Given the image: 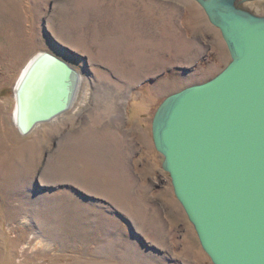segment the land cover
<instances>
[{"label": "rangeland", "instance_id": "rangeland-1", "mask_svg": "<svg viewBox=\"0 0 264 264\" xmlns=\"http://www.w3.org/2000/svg\"><path fill=\"white\" fill-rule=\"evenodd\" d=\"M120 1L0 0V264H212L150 118L221 71L227 47L195 0ZM41 51L81 81L68 110L22 134L14 87Z\"/></svg>", "mask_w": 264, "mask_h": 264}, {"label": "water", "instance_id": "water-1", "mask_svg": "<svg viewBox=\"0 0 264 264\" xmlns=\"http://www.w3.org/2000/svg\"><path fill=\"white\" fill-rule=\"evenodd\" d=\"M230 60L214 76L166 95L151 119L175 198L212 264H264V0H195ZM79 73L46 51L15 90L21 133L68 110Z\"/></svg>", "mask_w": 264, "mask_h": 264}, {"label": "bare ground", "instance_id": "bare-ground-1", "mask_svg": "<svg viewBox=\"0 0 264 264\" xmlns=\"http://www.w3.org/2000/svg\"><path fill=\"white\" fill-rule=\"evenodd\" d=\"M82 1V0H81ZM87 1V0H86ZM90 1V0H89ZM96 2L98 1V0H95ZM107 1V0H106ZM110 1V0H109ZM113 1V0H112ZM122 1V0H121ZM120 1V2H121ZM127 1V0H126ZM76 2V1H75ZM78 2H79V0H78ZM117 2V1H116ZM77 3V2H76ZM84 3V2H83ZM88 3V2H87ZM104 3H106V2H104ZM115 3V2H114ZM122 3H124V2H122ZM86 4V3H85ZM95 4V3H94ZM110 4V3H109ZM118 4V3H117ZM137 4V3H136ZM97 5H98V3H97ZM97 5H95V7L97 6ZM111 5V4H110ZM115 5V4H114ZM94 7V6H93ZM106 7H108V6H106ZM97 8V7H96ZM116 8V7H115ZM95 9V8H94ZM118 9L116 8V14H117V11ZM111 11V10H110ZM100 12V11H99ZM102 12V11H101ZM122 12V11H121ZM136 12H137V10H136ZM105 13V12H104ZM109 13V12H108ZM120 13V12H119ZM139 13V12H138ZM112 14V13H111ZM122 14V13H121ZM120 14V15H121ZM110 15V14H109ZM113 16H115V15H113ZM138 16V15H137ZM153 16V15H152ZM100 17V16H99ZM108 18H110L109 16H107ZM140 17V19H141V16H139ZM106 18V17H105ZM117 18V17H116ZM114 19H115V17H114ZM114 19H112L113 21H114ZM119 19V18H118ZM103 20H104V18H103ZM106 20V19H105ZM150 20V19H149ZM123 22V21H122ZM147 22H148V20H147ZM146 22V23H147ZM107 23V22H106ZM105 23V24H106ZM113 23V22H112ZM137 24V23H136ZM135 24V25H136ZM102 26H104V25H102ZM102 26H101V28H102ZM132 26V25H131ZM141 28L139 29L140 31H141V34L143 33V34H146L148 37H150V34H151V31H152V29L151 28H148V26L146 25V24H144V21H142L141 22ZM111 28H113L112 26H111ZM103 29V28H102ZM115 29V28H114ZM132 29V28H131ZM136 29V28H135ZM101 30V29H100ZM116 30V29H115ZM107 31V30H106ZM136 32H138V31H136ZM105 33V32H104ZM125 34H127V33H125ZM134 36V35H133ZM141 36V35H140ZM145 36V35H144ZM153 37H154V35H152ZM157 35H155V37H156ZM128 37V36H127ZM135 37V36H134ZM133 37V38H134ZM146 38V37H145ZM119 49V48H118ZM28 64V63H27ZM27 64L24 66V68H23V70H22V72H21V74L19 75V77H18V80L20 79V77H21V75L23 74V72H24V70H25V68H26V66H27ZM80 77V76H79ZM79 77H77L78 78V84H77V89H76V93H77V91H78V88H79V85H80V81H81V79L79 78ZM18 80H17V82H18ZM17 84V83H16ZM76 93H75V96H76ZM76 98V97H75ZM13 113H14V111H13ZM13 122H14V119H13ZM15 124V123H14ZM18 129V128H17ZM32 130V129H31ZM18 131H19V129H18ZM20 132V131H19ZM21 133V132H20ZM28 133V132H27ZM22 134H26V133H22Z\"/></svg>", "mask_w": 264, "mask_h": 264}]
</instances>
